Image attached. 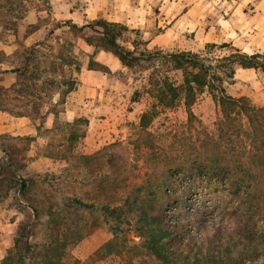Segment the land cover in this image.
<instances>
[{
  "label": "rangeland",
  "instance_id": "1",
  "mask_svg": "<svg viewBox=\"0 0 264 264\" xmlns=\"http://www.w3.org/2000/svg\"><path fill=\"white\" fill-rule=\"evenodd\" d=\"M99 19L126 26L117 42L146 55L123 62ZM237 50L264 53V0H0V125L24 117L39 133L19 143L0 134V264H161L148 234L191 210L224 222L232 245L250 218L264 232L244 190L199 191L177 171L218 131V92L198 94L194 117L184 94L162 101L168 84L184 82L167 54L215 63ZM225 78L228 95L264 107V71ZM137 195L147 206L131 205Z\"/></svg>",
  "mask_w": 264,
  "mask_h": 264
},
{
  "label": "trees",
  "instance_id": "2",
  "mask_svg": "<svg viewBox=\"0 0 264 264\" xmlns=\"http://www.w3.org/2000/svg\"><path fill=\"white\" fill-rule=\"evenodd\" d=\"M93 25L102 27L103 30L100 32L102 40L105 45L114 49L115 54L123 62L146 55L137 50H128L117 42L123 30H127L126 26L104 19L96 20ZM166 58L176 69L182 70L184 82L181 86L168 84L167 93L162 96L164 103L173 106L184 94L185 104L193 115L191 106L195 104L198 94L209 89L213 93L218 92L214 95L222 112V117L216 122L218 131L207 133L206 152L192 159L187 158L185 165L183 164L177 171L183 170H180L179 174L182 172L189 180V184L196 183L199 191H204L206 187L216 182H221L232 189L244 190L255 204V212L263 213L264 107L249 104L247 98L228 95L224 81L227 77L231 80L230 83H233L239 67L264 71V53L248 54L237 50L219 58L215 63L192 51L167 54ZM243 116L247 118V123L243 122ZM151 122L152 115L144 113L142 126L146 128ZM22 185L25 187L24 181ZM156 196V192H152L146 198L148 201H155L153 198ZM133 201L132 206H147L140 195L135 196ZM189 213L190 217L178 216L167 226L156 223L158 236H152L151 232L148 234L150 252L158 258L160 261L158 263L264 264V232L259 230L257 223L252 224V218L240 229L238 237L233 236L235 243L232 245L228 238L231 235L226 233L229 230L224 222L215 219L209 222L193 210ZM139 214L145 217V212L139 211ZM30 235L31 232L27 231L26 236ZM177 239L181 241L178 242ZM170 243L173 246H169ZM106 246H111V242ZM234 247L237 248L236 251ZM177 249L185 252L183 259L177 257ZM8 262V256L3 258L2 264Z\"/></svg>",
  "mask_w": 264,
  "mask_h": 264
},
{
  "label": "crops",
  "instance_id": "3",
  "mask_svg": "<svg viewBox=\"0 0 264 264\" xmlns=\"http://www.w3.org/2000/svg\"><path fill=\"white\" fill-rule=\"evenodd\" d=\"M86 71L88 73H90V71L88 70V68L86 69ZM93 75V74H92ZM85 88V86H84ZM2 114H0V120L2 119ZM12 119L11 122H13L12 124L14 126H9V124H5V125H0V134L2 133H11V135H16V138L18 140L17 143H19V141L24 138V137H27V136H31L33 135V137H36L39 133H38V129L35 125H31L27 122V120H25L24 117H11L10 120ZM51 118H49L48 120V123H47V127L48 128H51L52 127V122H51ZM28 123V125H27ZM17 125V126H16ZM13 127H18L17 130H14L16 128H13ZM11 131V132H10ZM15 137V136H14ZM39 140V138H38ZM40 141V140H39ZM32 158V157H31ZM33 159V158H32ZM31 159V160H32ZM40 159H46V160H53L51 157H48V156H43V157H40ZM34 160H32L33 162ZM39 159H35L34 163L38 162Z\"/></svg>",
  "mask_w": 264,
  "mask_h": 264
}]
</instances>
